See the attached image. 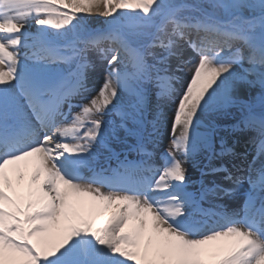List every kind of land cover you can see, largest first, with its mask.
<instances>
[{
  "label": "snow or ice",
  "instance_id": "snow-or-ice-1",
  "mask_svg": "<svg viewBox=\"0 0 264 264\" xmlns=\"http://www.w3.org/2000/svg\"><path fill=\"white\" fill-rule=\"evenodd\" d=\"M232 108L255 152L216 166ZM0 264H264V0H0Z\"/></svg>",
  "mask_w": 264,
  "mask_h": 264
},
{
  "label": "bare ground",
  "instance_id": "bare-ground-1",
  "mask_svg": "<svg viewBox=\"0 0 264 264\" xmlns=\"http://www.w3.org/2000/svg\"><path fill=\"white\" fill-rule=\"evenodd\" d=\"M88 23L94 27H99L100 25L103 24V18L100 17H91L88 20ZM190 51L188 53H186V55H190ZM174 63V61H173ZM90 79L93 82V86L98 84L97 78L95 77V75L90 72ZM94 94V93H93ZM254 135L251 132H245V131H238L235 130L232 132L229 140L227 141V144L229 147H232L234 149L235 155H227V156H223V157H216L212 160V163L216 166H219V164L221 162H223L224 164H226L228 167H232V165H242L243 163H245V157H247L248 160H251L255 149L253 147V144L251 142V136ZM168 143V139H167V132H165L164 134V138L162 143H160L159 147L157 148V155L156 158H159V153L163 150L162 148ZM220 150V149H219ZM219 150H217V152H219ZM202 153L197 154L192 161H190L186 167L188 168V175L190 177V180L193 181V184L196 185V178H197V171L199 168V165H201V163L204 161L203 158H200L199 162L198 159L200 157ZM104 154L99 152L98 150V156H97V160H102L104 159ZM159 162V161H157ZM209 161L207 159V163L208 164ZM85 171V174L87 175V171ZM220 178L222 179V174H217L216 177L214 178H208L209 180L212 179H217ZM224 186H228V182H224ZM199 187H197L195 189V191H197ZM241 194H236L235 196H224L223 199L221 200H217L216 203L226 206L228 209H232L235 207H238L240 205L239 201L240 198L242 199ZM106 217H100L97 219L96 223L100 224L104 222V219Z\"/></svg>",
  "mask_w": 264,
  "mask_h": 264
},
{
  "label": "rangeland",
  "instance_id": "rangeland-1",
  "mask_svg": "<svg viewBox=\"0 0 264 264\" xmlns=\"http://www.w3.org/2000/svg\"><path fill=\"white\" fill-rule=\"evenodd\" d=\"M92 58L94 59L95 58V54H92ZM104 69L105 68H102L101 69V71L103 72V75H104ZM102 78H103V76H102ZM155 98V96H153V99ZM153 99H152V102H153ZM155 100H154V104H155ZM231 115H232V117L234 116V115H237V116H239V112H238V110L236 109V108H232V109H229L226 113H223V114H220V115H215V116H213V117H211V119L215 122V124L216 123H218V122H221V119H222V121H224L225 119H229L230 117H231ZM150 130V129H149ZM123 132H121V134H122ZM231 134H230V132H223L222 130H221V126L220 127H217V129H216V139H217V142H216V148L217 147H220V143H219V138H222L223 137V139L224 140H226L229 136H230ZM122 136L124 137V133L122 134ZM130 137H132V136H128V138H130ZM132 139V138H131ZM166 148V146H164L163 147V151H164V149ZM206 179V178H205Z\"/></svg>",
  "mask_w": 264,
  "mask_h": 264
}]
</instances>
